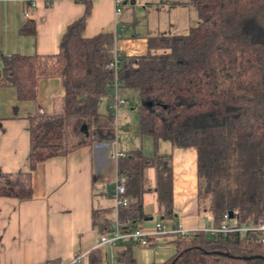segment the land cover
Segmentation results:
<instances>
[{
	"label": "trees",
	"instance_id": "1",
	"mask_svg": "<svg viewBox=\"0 0 264 264\" xmlns=\"http://www.w3.org/2000/svg\"><path fill=\"white\" fill-rule=\"evenodd\" d=\"M81 1L84 14L67 27L57 53H14L4 59L0 86L15 87L20 100H36L39 78L60 76L65 106L62 114L30 118L29 171L0 172V197L31 200L39 163L116 140L111 106L117 79L120 97L121 89L138 90L142 134L196 149L199 210L210 215L213 227H221L230 212L238 227L264 222V0H191L198 21L187 33L149 37L147 53L121 56L117 72L109 67L116 55V35L85 37L93 5L92 0ZM21 32L35 34L32 20ZM103 96L109 102L105 115L98 111ZM101 116L104 122L99 123ZM84 125L87 130H82ZM122 153L117 170L126 177L129 201L119 208L120 231L130 233L149 217L144 202L149 168L157 174L158 215L174 217L171 156ZM112 227L100 225L101 236ZM259 234H176L177 252L164 264H264ZM106 257L97 247L87 263L108 264ZM115 262H133L130 242L117 247Z\"/></svg>",
	"mask_w": 264,
	"mask_h": 264
},
{
	"label": "crops",
	"instance_id": "2",
	"mask_svg": "<svg viewBox=\"0 0 264 264\" xmlns=\"http://www.w3.org/2000/svg\"><path fill=\"white\" fill-rule=\"evenodd\" d=\"M31 2H35L33 7ZM153 2L123 0L124 7L117 13L114 0H92L84 36L113 33L121 56L143 55L147 53L148 38L164 34L144 37L147 42L143 53L138 48L131 49V43H138L143 34L134 24L136 14L149 10ZM171 2L173 7H180V0ZM161 5L162 9L167 6L162 0ZM28 11L30 18L25 17ZM84 11L81 0H0V69L4 59L14 53H57L67 27ZM28 20L34 23L35 34L21 32ZM130 27H134L133 37L125 39ZM64 106L65 89L60 76L39 78L36 100H20L15 87L0 86V172L29 171L30 118L62 114ZM155 143L156 152L159 148L158 152L171 156L175 215L166 219L158 215L157 174L155 168L147 169L145 213L153 220L145 221L140 228L150 234L149 243L130 242L133 262L129 263L115 262L117 247L127 242L102 246L108 264H164L177 252L174 228L188 232L207 228L204 222L208 213L199 210L196 149L171 144L161 151L160 142ZM113 151V142H99L67 156L48 159L33 171L31 200L0 197V264H44L49 260L65 264L96 248L101 238L100 225H114L119 213L113 195L117 176ZM163 220L165 232L157 234V222ZM86 262L87 256L82 264Z\"/></svg>",
	"mask_w": 264,
	"mask_h": 264
},
{
	"label": "rangeland",
	"instance_id": "3",
	"mask_svg": "<svg viewBox=\"0 0 264 264\" xmlns=\"http://www.w3.org/2000/svg\"><path fill=\"white\" fill-rule=\"evenodd\" d=\"M153 1V7H151L146 12H140L138 16L136 14V19L134 21V24L142 29L143 34L140 36L141 38L138 39V43L137 41L134 42V44L131 43V49L138 48L140 51H142L141 53H143L145 43L147 42L145 39L146 36L148 37L149 35H156L157 33L184 34L188 32L190 26L195 25L198 21L196 7L192 5L190 0H180V7H173V2H171L173 0H162L163 3L167 5L165 9L161 8V0ZM150 29L154 34L151 32L149 34V32H147ZM128 31V36L125 37V39H131L133 37L134 27H130V30ZM120 44L121 42H119L118 46H120ZM147 51L148 49H146V52ZM160 51V49L151 50L152 53H158ZM120 94L121 98L124 99L125 102L118 107V111L116 112L115 116L116 140L113 142L114 149H117L118 151L120 150L119 152L140 150L146 155H154L156 153V141L154 138L142 134L139 126V113L137 109L139 98L138 90L121 89ZM108 109V97L103 96L99 101L98 111L99 113L105 115L108 113ZM102 122H104L103 116H101L99 119V123ZM157 142L158 145L160 142L161 151H164L171 146V143L168 141L160 140ZM209 216L210 215L208 214L206 224L204 222L206 227L212 226L211 218Z\"/></svg>",
	"mask_w": 264,
	"mask_h": 264
},
{
	"label": "built area",
	"instance_id": "4",
	"mask_svg": "<svg viewBox=\"0 0 264 264\" xmlns=\"http://www.w3.org/2000/svg\"><path fill=\"white\" fill-rule=\"evenodd\" d=\"M114 1H115V10L117 13H120L122 11V8H123L122 7L123 6V0H114ZM34 5H35V2L30 3V6H32V7ZM25 17L30 18L31 12L30 11L26 12ZM116 38H117V35H116ZM120 64H121V55H120V52L116 48L115 59L109 64V67L111 69L115 70V72H117ZM120 86H121L120 82L116 79L115 84H114V88H113L114 103L111 106V113L114 116H116V112L118 111V107L125 102V100L122 99L118 94ZM113 146H114V143H113ZM122 155H123L122 152H119L117 149H114V151L112 153V158L115 160L116 165H117L119 157ZM113 195H114L117 210H119L120 206H125L128 204L129 200L126 197V177L123 174H120L118 172V170H117L116 185H115L114 190H113ZM163 222H164V220L157 222V225H156V229H157L156 233L157 234L165 232ZM203 230H205L206 232H210V233L240 232L243 235H246L247 232L256 231V232L261 233L259 235H260L262 241L264 242V222H260L257 225H251V226L247 225V226L238 227L231 222V218L229 215H225V219H224L221 227L215 228L212 226V227H207ZM172 232L175 234H181L183 236H186L189 233L187 230H185L181 227L174 228L172 230ZM149 236H150V234L145 233L143 231V229H141V228H137L130 233H122L119 229L118 222H116L113 225L112 232L110 234H105V235L101 236V238L97 244V247H102L105 245L113 246L117 242H136L140 245H147L149 243L148 242ZM86 256H87L86 254L77 255L70 262L65 263V264H81L84 261ZM50 264H60V263L53 261ZM61 264H63V263H61Z\"/></svg>",
	"mask_w": 264,
	"mask_h": 264
},
{
	"label": "water",
	"instance_id": "5",
	"mask_svg": "<svg viewBox=\"0 0 264 264\" xmlns=\"http://www.w3.org/2000/svg\"><path fill=\"white\" fill-rule=\"evenodd\" d=\"M125 4H127V2H125ZM82 130H87V126L84 125V126L82 127ZM229 216H230L231 219H233V218L235 217L234 214H233L232 212H230ZM145 220H146V221L153 220V217H152V216L147 217ZM171 264H175V262H172Z\"/></svg>",
	"mask_w": 264,
	"mask_h": 264
}]
</instances>
